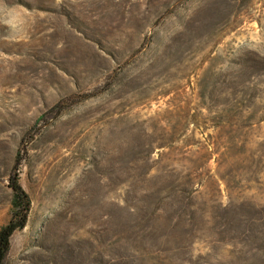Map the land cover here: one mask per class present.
<instances>
[{"label":"rangeland","instance_id":"1","mask_svg":"<svg viewBox=\"0 0 264 264\" xmlns=\"http://www.w3.org/2000/svg\"><path fill=\"white\" fill-rule=\"evenodd\" d=\"M4 264H264V0H0Z\"/></svg>","mask_w":264,"mask_h":264},{"label":"trees","instance_id":"2","mask_svg":"<svg viewBox=\"0 0 264 264\" xmlns=\"http://www.w3.org/2000/svg\"><path fill=\"white\" fill-rule=\"evenodd\" d=\"M8 188L11 191L10 209L8 220L0 226V264H4L13 234L26 227L31 209L30 199L19 184L17 164L8 178Z\"/></svg>","mask_w":264,"mask_h":264}]
</instances>
